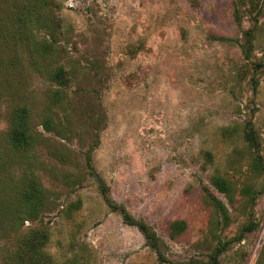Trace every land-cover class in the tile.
I'll list each match as a JSON object with an SVG mask.
<instances>
[{
    "label": "rangeland",
    "instance_id": "374dc122",
    "mask_svg": "<svg viewBox=\"0 0 264 264\" xmlns=\"http://www.w3.org/2000/svg\"><path fill=\"white\" fill-rule=\"evenodd\" d=\"M23 107L33 145L11 150ZM257 157L264 0H0V208L26 180L47 197L0 241V264L28 229L47 234L50 264H264ZM106 199L157 234L166 260Z\"/></svg>",
    "mask_w": 264,
    "mask_h": 264
},
{
    "label": "trees",
    "instance_id": "16d2710c",
    "mask_svg": "<svg viewBox=\"0 0 264 264\" xmlns=\"http://www.w3.org/2000/svg\"><path fill=\"white\" fill-rule=\"evenodd\" d=\"M244 53V60L250 61L249 49L242 46ZM53 80L57 81L59 84L65 82L64 75L62 71L54 74ZM257 86L254 85V90ZM29 110L26 107L17 110L11 121V129L9 134V143L11 150H23L28 149L33 145V137L30 133L29 126ZM244 140L248 143L250 149H255L256 139L247 131ZM252 169L254 171H264V165L261 163V159L257 157L253 164ZM98 182L101 189L106 194L105 184L103 180L96 174ZM212 186L218 190L221 194H224L230 202L234 200V191L232 185L228 180L221 176H214L211 179ZM104 194V195H105ZM107 195V194H106ZM213 197V202L224 221L228 224L230 221L229 213L226 206L215 196ZM45 190L35 181V179L26 180V183L16 195V200L0 208V241L11 238V234L18 227L25 224L26 221H36L39 218L41 209L46 203ZM108 204L120 212L123 220L126 224L137 227L140 232L144 235L148 246L157 253L160 259H164L162 254V242L157 234L144 222L135 220L124 208H118L109 199H106ZM185 230L184 222H175L171 227V236L178 235L180 232ZM14 237V236H12ZM48 237L47 234L42 230L28 229L21 232L17 239V250L14 254L8 255L6 257V264H50L51 260L46 256L44 248L47 244ZM14 256L11 259V256Z\"/></svg>",
    "mask_w": 264,
    "mask_h": 264
}]
</instances>
